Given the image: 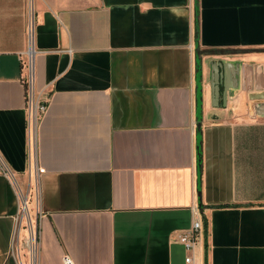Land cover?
<instances>
[{
	"label": "crops",
	"instance_id": "1",
	"mask_svg": "<svg viewBox=\"0 0 264 264\" xmlns=\"http://www.w3.org/2000/svg\"><path fill=\"white\" fill-rule=\"evenodd\" d=\"M197 219L202 264H264V0H0V264H187Z\"/></svg>",
	"mask_w": 264,
	"mask_h": 264
},
{
	"label": "built area",
	"instance_id": "2",
	"mask_svg": "<svg viewBox=\"0 0 264 264\" xmlns=\"http://www.w3.org/2000/svg\"><path fill=\"white\" fill-rule=\"evenodd\" d=\"M33 25H30L29 34L30 40H32ZM25 74L23 82L26 89V106L28 112V123L29 127L35 128L40 120V117L47 111V104L43 102L36 91L35 87V72H34V62H33V51L29 52L27 61L25 62ZM7 176L12 178V175L7 173ZM27 204L21 201L20 214L25 213ZM203 233V223L201 219H197L193 222L190 229L186 230L180 237L179 242L183 244L188 252V256L185 259L187 264H202L197 256L196 250L202 241ZM37 232L34 235V240H36ZM64 264H74L73 261L66 257Z\"/></svg>",
	"mask_w": 264,
	"mask_h": 264
},
{
	"label": "rangeland",
	"instance_id": "3",
	"mask_svg": "<svg viewBox=\"0 0 264 264\" xmlns=\"http://www.w3.org/2000/svg\"><path fill=\"white\" fill-rule=\"evenodd\" d=\"M27 177L26 179L22 180V186L25 189L27 186ZM29 192H30V200L28 201V196H26L25 192L23 194V198H27L26 200L24 199V204H27L26 209L27 211H25V213H23L22 215H28V213L30 214V212L33 211V213L36 211V207H37V200H38V188L36 183L32 180V182H30V186H29ZM22 199V198H21ZM23 200V199H22Z\"/></svg>",
	"mask_w": 264,
	"mask_h": 264
},
{
	"label": "trees",
	"instance_id": "4",
	"mask_svg": "<svg viewBox=\"0 0 264 264\" xmlns=\"http://www.w3.org/2000/svg\"><path fill=\"white\" fill-rule=\"evenodd\" d=\"M202 77H203L202 63L201 60L199 59L197 61V67H196L197 101H198L199 113L202 111Z\"/></svg>",
	"mask_w": 264,
	"mask_h": 264
},
{
	"label": "water",
	"instance_id": "5",
	"mask_svg": "<svg viewBox=\"0 0 264 264\" xmlns=\"http://www.w3.org/2000/svg\"><path fill=\"white\" fill-rule=\"evenodd\" d=\"M227 77V73L226 70L222 69V71L218 72L217 75V86H218V93L217 96H220L221 92H220V86L224 84L225 80ZM223 98H226V92L225 90L222 92ZM199 201H200V210H202V202H201V196L199 197Z\"/></svg>",
	"mask_w": 264,
	"mask_h": 264
}]
</instances>
